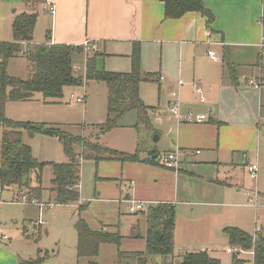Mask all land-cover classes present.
I'll return each mask as SVG.
<instances>
[{
    "label": "crops",
    "instance_id": "1",
    "mask_svg": "<svg viewBox=\"0 0 264 264\" xmlns=\"http://www.w3.org/2000/svg\"><path fill=\"white\" fill-rule=\"evenodd\" d=\"M202 2L213 16L210 24L195 12L179 19H165L159 0H0V42L13 40L11 24L15 16L34 11V44L81 47L90 42L97 47V56L112 61V68L130 69L131 45L138 43L141 69L160 68L158 90L162 82L170 99L149 113L155 142L162 146H155L157 153L138 156L140 161L135 163L112 162V181L118 188L116 199L123 197V201L148 206L174 205L177 260L185 253L206 250L222 264L219 248L224 247L223 251L231 255L222 233L224 228H238L253 237L264 229L258 226V209L264 207L259 203L261 193L257 191L256 207L243 193L247 166L257 164L259 172V154L264 146V87L256 89L248 84L259 76L256 58L264 43L260 24L264 0ZM49 6L55 8L53 15L47 12ZM41 19L46 22L47 39L42 43L38 39V43L34 37L39 38ZM210 50L216 52L218 61L207 56ZM225 51L234 66V80L223 62ZM26 69L28 74L29 66ZM175 101L180 116L204 115L207 120L201 124L179 122L168 111ZM8 112L6 105V116ZM175 150L182 154L176 172L168 170L164 162L165 156ZM44 189L52 202L49 187ZM133 218L128 226L139 225L141 238H123L119 251L124 253L145 249V217L140 214ZM21 233L24 236L23 230ZM6 251L9 252L6 246H0V264L24 261ZM152 261L160 263L158 258Z\"/></svg>",
    "mask_w": 264,
    "mask_h": 264
},
{
    "label": "trees",
    "instance_id": "2",
    "mask_svg": "<svg viewBox=\"0 0 264 264\" xmlns=\"http://www.w3.org/2000/svg\"><path fill=\"white\" fill-rule=\"evenodd\" d=\"M163 4L165 19H179L189 12H195L212 23V14L205 9L202 0H159ZM37 21V13H22L15 16L12 24L11 42H0V189L4 191L25 190L28 202L40 203L42 193V173L46 165L52 168V179L49 192L52 204L61 206L78 205L80 202V165L82 159L99 162L135 163L139 162L137 151L133 154L118 152L91 143L84 137H75L63 133L58 128L42 123L19 122L6 116V105L10 102H34L40 96L44 104H60L66 87L82 86L85 82H101L106 85V120L96 125L100 135L119 127L120 120L130 112H136L137 120L149 127V113L153 107L146 106L139 96L142 83H156L157 73H143L141 69L140 45L132 43L129 54L130 69L127 72L98 71L95 59L98 54L88 57L85 63L84 78L73 75L72 59L75 53H82V47L68 45L34 44L33 32ZM260 24L264 37V13ZM49 37V36H48ZM27 50L23 56L30 64L27 78L11 76L7 72L10 59L18 57L22 46ZM223 62L230 78L235 79V70L227 51L223 54ZM256 66L261 70L264 83V43L257 58ZM43 135L56 138L62 146L67 159L66 163L53 164L37 161L31 148L25 144L24 136ZM80 147L81 156L74 151ZM148 162V161H147ZM158 165V163H151ZM49 203V204H51ZM85 206L79 204L77 209ZM140 214H137L138 216ZM141 215L145 217L146 232L143 252L124 253L119 251L124 238L118 230L92 231L87 223L78 218L74 225L76 233V258L94 260L102 245H112L118 250V261L122 264H154L153 259H160L159 264H220L218 259L209 256L206 250L189 252L177 260L174 246L175 207L170 203H157L148 206ZM137 227V226H136ZM133 230V227H132ZM222 233L227 237L231 253V264H264V229L253 237L238 228L226 227ZM23 235L28 237L25 233ZM38 235L37 237H39ZM131 238V237H130ZM132 238H141L139 234ZM251 254V260L241 261L239 253ZM248 255V254H247ZM44 258V257H43ZM43 258L22 261L20 264H39ZM123 260V261H122ZM88 264H96L89 261Z\"/></svg>",
    "mask_w": 264,
    "mask_h": 264
},
{
    "label": "rangeland",
    "instance_id": "3",
    "mask_svg": "<svg viewBox=\"0 0 264 264\" xmlns=\"http://www.w3.org/2000/svg\"><path fill=\"white\" fill-rule=\"evenodd\" d=\"M39 38L34 40L40 43L45 42L46 22L39 20ZM39 43V42H38ZM76 47V46H75ZM22 50H27L22 46ZM98 52L85 55L75 53L72 59L73 75L75 78H84L85 63L88 57H92ZM112 61H107L103 57L97 56L95 67L98 71H128L129 68H112ZM28 63V65H27ZM156 63V59H155ZM154 65V63H153ZM30 64L28 60L19 55L8 62L7 72L11 76L21 79L27 78V67ZM126 69V70H124ZM146 72L157 73L160 68H142ZM29 72V71H28ZM160 90L157 83H144L141 85L140 96L146 106L154 109L162 108L168 101L169 92L164 90L160 82ZM74 98H84L82 103L73 100ZM106 85L101 82H85L82 86L66 87L63 91V98L60 104H44L40 96L32 103H9L7 109L8 118L19 122L44 123L51 127L58 128L65 134L75 137H84L91 143H98L104 148L110 150L123 151L125 153H134L137 150L138 156L147 157V154H155L156 132L153 126L147 127L137 120L136 112L126 114L119 122V127L100 135L95 139L98 131L96 125L102 124L106 120ZM151 123V122H150ZM24 142L31 148L33 157L44 163L62 164L67 159L63 153L61 143L53 137L43 135L24 136ZM158 147H162L161 144ZM74 151L80 156L82 149L74 148ZM161 151L159 150V153ZM161 161V159H160ZM260 170L257 174L256 183L248 177L245 179L244 194L253 195L254 185L257 191L261 193L259 203L264 204V146L261 147L259 154ZM247 174V172H246ZM52 179V168L46 165L42 173V186L48 188ZM112 181V162H99L96 164L93 160L82 159L80 165V200L84 207L83 210L74 207L54 205L49 199V193L44 191L40 203L28 202L25 190L22 191H4L0 196V225L5 229V233L10 240L5 241L9 250L6 253H14L24 261L43 258L39 264H88L93 261L96 264H122L118 261V250L112 245H102L98 256L94 260L76 258V233L74 225L81 217L92 231L101 229L109 232L118 230L120 235L132 239L134 235L139 234L140 227L135 225L128 226L135 215L127 213L129 204L116 199L118 188ZM112 187L115 189V195L112 196ZM50 200V201H49ZM49 202L51 204H49ZM42 203L43 208H40ZM258 226L264 228V207L258 209ZM44 223L42 227L35 225V222ZM145 223H142V226ZM137 226V227H136ZM144 227V226H143ZM25 233L28 237L22 236ZM40 235L39 237H37ZM219 254L222 264H231V255L227 254L223 248H219ZM15 255V256H16ZM241 261L250 259L249 255L239 254L237 257ZM4 260L7 262V258ZM123 261V260H122ZM250 264V262H245Z\"/></svg>",
    "mask_w": 264,
    "mask_h": 264
},
{
    "label": "built area",
    "instance_id": "4",
    "mask_svg": "<svg viewBox=\"0 0 264 264\" xmlns=\"http://www.w3.org/2000/svg\"><path fill=\"white\" fill-rule=\"evenodd\" d=\"M47 12L50 15H53L55 13V8L54 6H49L47 9ZM209 45H211V43H209ZM263 46V44H262ZM261 46V47H262ZM82 50L85 52V55L87 54H91L97 51V47L94 44H91L90 42H84L82 44ZM24 51L22 50L19 54L23 55ZM207 56L210 58L211 61L216 62L219 60V57L217 56L216 52L210 50L207 53ZM2 62V57L0 56V64ZM262 74H261V70L259 69V76L257 78V81L253 82V81H249L248 84L254 86L256 89H260L261 87H264V83L261 80ZM197 92H199V90H197ZM73 100H75L78 103H82L83 102V98H74L72 97ZM200 101L203 102L204 99L200 98ZM168 111L169 113L174 116L179 122H186V123H195V124H201L203 122H205L206 116L201 115V116H193L192 114H187L186 116L182 117L179 114V105L178 102H173L170 104V106L168 107ZM181 157L182 154L181 152H179L178 150L172 151L170 153H168L165 156V167L168 170H172V171H178L179 167H180V163H181ZM247 175L249 177V179L251 181H253L254 183H256L257 181V174H258V167L257 164H250L247 166L246 169ZM256 186H254V193L253 195L251 193H247V197L249 198V203L252 206L256 207V201L259 197L258 192L255 188ZM1 189H0V195H1ZM127 204H129L130 206L127 209V213L130 215H135L137 213L140 212H145L148 208V205L143 203V202H139V201H134V200H126L123 201ZM40 208H43V205L40 204ZM35 225H38L40 227H42L44 225V223L41 221V218H39V221L35 222ZM8 240V235L5 233V231L3 230V227L0 225V242H4ZM237 252V250H233V249H228V253H235ZM239 254H241L240 252H238ZM245 254V253H242ZM248 255H251L249 253H247ZM251 264V263H250Z\"/></svg>",
    "mask_w": 264,
    "mask_h": 264
},
{
    "label": "water",
    "instance_id": "5",
    "mask_svg": "<svg viewBox=\"0 0 264 264\" xmlns=\"http://www.w3.org/2000/svg\"><path fill=\"white\" fill-rule=\"evenodd\" d=\"M155 161H156V158H155Z\"/></svg>",
    "mask_w": 264,
    "mask_h": 264
}]
</instances>
